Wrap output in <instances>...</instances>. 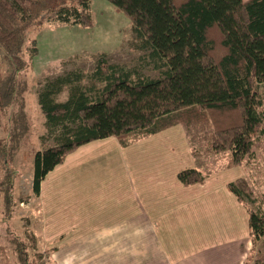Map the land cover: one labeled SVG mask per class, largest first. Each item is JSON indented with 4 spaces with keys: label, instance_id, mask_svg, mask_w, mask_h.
I'll use <instances>...</instances> for the list:
<instances>
[{
    "label": "trees",
    "instance_id": "16d2710c",
    "mask_svg": "<svg viewBox=\"0 0 264 264\" xmlns=\"http://www.w3.org/2000/svg\"><path fill=\"white\" fill-rule=\"evenodd\" d=\"M108 1L132 23L131 48L147 54L134 68L113 65L101 54L91 73L45 81L36 94L45 130L33 156V196L39 198L48 174L82 146L114 138L126 148L176 126L184 127L198 164L219 156L229 168L254 161L264 140V0ZM92 2L0 0V55L8 65L7 73L0 68L4 220L17 217L9 163L32 134L25 96L39 49L31 34L51 23L92 29ZM151 67L163 70L162 77L146 76L143 70ZM178 179L184 186L206 183L197 168L181 171ZM227 188L249 215L254 250L262 246L255 264H264V195L255 194L246 178ZM29 247L26 237L10 234L0 241V264H55L52 250L30 255Z\"/></svg>",
    "mask_w": 264,
    "mask_h": 264
},
{
    "label": "crops",
    "instance_id": "0c3cea01",
    "mask_svg": "<svg viewBox=\"0 0 264 264\" xmlns=\"http://www.w3.org/2000/svg\"><path fill=\"white\" fill-rule=\"evenodd\" d=\"M179 138L170 147L181 146V156L173 148L125 157L114 138L82 146L43 181L40 229H23L19 217L0 215V241L26 237L30 253L52 250L55 264H255L260 251L230 183L216 187L214 198L208 180L193 186L179 181L181 171L199 165L184 129ZM144 161L154 163L151 171L140 168Z\"/></svg>",
    "mask_w": 264,
    "mask_h": 264
},
{
    "label": "rangeland",
    "instance_id": "374dc122",
    "mask_svg": "<svg viewBox=\"0 0 264 264\" xmlns=\"http://www.w3.org/2000/svg\"><path fill=\"white\" fill-rule=\"evenodd\" d=\"M92 15L95 25L89 30L78 26L51 23L36 28L31 34V38L38 42L39 49L38 56L28 67L29 90L25 96L27 113L33 121L32 134L27 137L25 143L18 150L15 159L9 163L10 169L15 171L11 192L12 197H14L15 212L19 217V222L16 224L23 229L31 227V229L38 231L41 227L37 211L38 200L32 194L31 183L33 179V156L41 147L40 135L45 130L43 115L37 107L36 94L42 89L45 81L72 71L91 73L95 69L101 54H106L111 64L126 65L128 68L137 67L139 58L147 54V52H136L131 48L132 23L124 13H118L111 2L93 0ZM0 68L4 73H7L8 65L3 62L1 55ZM143 72L146 76L157 79L162 77L163 70L151 67L143 70ZM5 122L6 119L0 115V139L6 135L4 131ZM179 129H184V127L176 126L154 136L137 140L126 148L122 147L124 156L162 154L173 148L181 156V146L170 147L172 140L180 139ZM152 138L154 140L139 147V143ZM52 143L50 141L47 145L50 146ZM255 154L254 161L230 170L226 168L228 165L225 156H219L215 159L207 158V160H203L202 165L195 164V168L201 170L206 176V181L209 182L210 196L214 198H218L220 194L216 187L231 183L239 178H246L251 183L255 194L264 195V140L256 146ZM4 161L6 159L3 160V157H0V181L4 177ZM150 165L153 166L154 163L150 164L144 161L140 168L143 171H151ZM152 169L154 168L152 167ZM170 169H172V163ZM49 178L52 179L53 176L50 175ZM259 245L257 246L258 250H261L262 246ZM32 251L36 253L38 250L32 249ZM34 253H30V255ZM37 264L49 263L47 260H42Z\"/></svg>",
    "mask_w": 264,
    "mask_h": 264
}]
</instances>
